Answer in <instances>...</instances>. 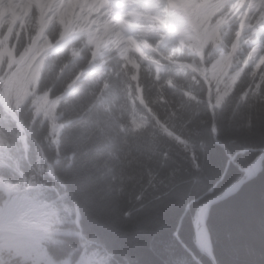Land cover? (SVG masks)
Wrapping results in <instances>:
<instances>
[{"label": "trees", "instance_id": "16d2710c", "mask_svg": "<svg viewBox=\"0 0 264 264\" xmlns=\"http://www.w3.org/2000/svg\"><path fill=\"white\" fill-rule=\"evenodd\" d=\"M257 1L255 35L238 40L236 26H221L226 8L215 9L217 0H186L196 32L185 25L183 44L138 58V83L116 55L88 69L92 50L83 37L45 53L24 92L28 66L13 77L11 103L19 99L33 138L24 147L17 123L0 106L1 150L12 159L11 169L0 165V219L24 217L31 233L1 232L0 264H214L200 250L199 208L243 179L242 169L264 150V82L246 68L239 72L240 59L264 38V0ZM37 17L0 48L1 97ZM5 32L6 26L0 43ZM59 35L54 25L41 48ZM41 150L61 197L47 188L5 186L18 179L15 163L28 178L52 186ZM208 225L219 264H264V168L211 208Z\"/></svg>", "mask_w": 264, "mask_h": 264}, {"label": "rangeland", "instance_id": "374dc122", "mask_svg": "<svg viewBox=\"0 0 264 264\" xmlns=\"http://www.w3.org/2000/svg\"><path fill=\"white\" fill-rule=\"evenodd\" d=\"M2 1V3H1ZM17 2L18 4V10L17 12H15V14L17 16H20V18H23L22 20H19V21H23L24 19H26L27 17V14L30 13L33 9V7L38 4V8H39V11H40V14L42 13V15L46 14L50 8H49V0H0V20L2 23H5V22H9L10 24H13L15 21L13 20L14 19V15L11 14L10 12H8V9L11 7V5L14 3V2ZM80 3L78 4L77 0H54V10L56 11H59L61 12V15L63 16H68L72 19H75L77 20L78 17L80 19V15H82V18L83 17V14L85 15V13H90L92 10V7L95 6V4L93 3V0L92 1V4L90 1L88 0H78ZM84 1H88V3H83ZM109 0H106L107 4L110 3L108 2ZM253 2V0H251ZM42 2H45L44 5H42L41 3ZM223 2V1H222ZM240 1L237 2V4L239 3ZM139 2H137L136 4H138ZM249 3H251L249 1ZM247 4L246 7L242 10V12L240 14H238L237 11H235V5L233 3H231L229 5L230 7V18L233 19L237 24H238V27H239V32L242 33L244 31H246L247 29L250 28V25L249 24H244V20L243 18L245 19L246 22H248L250 20V16L248 14L249 10L251 8H253V4ZM63 4V5H61ZM127 4V2L124 3V5ZM93 5V6H92ZM109 5V4H108ZM129 5V4H128ZM127 7H130V6H127ZM51 8H52V5H51ZM133 8V7H132ZM134 9V8H133ZM4 10V11H3ZM94 10V9H93ZM122 10V9H121ZM106 14L109 16V20L111 19V13L109 14L107 12V10L105 11ZM18 13V14H17ZM86 14V15H87ZM166 14H167V17L169 18V16L171 17L170 20V23L173 25V27H178L179 24L181 22H185L186 21V15L184 14L183 10L179 7H176L175 5H167V10H166ZM103 16H105V14H103ZM18 18V19H20ZM107 19L108 17H106L102 23H106L107 22ZM143 22H146L148 19L144 16H141L140 18ZM50 20V19H48ZM47 20V21H48ZM108 20V21H109ZM101 21H100V25L103 27H100L98 29V33L100 35H107V32L102 30L104 28V25L106 24H102ZM99 24V23H98ZM140 27L142 28V26H139V29ZM168 27V23L166 21H164V23H157L156 25L153 26V28H150V27H146V28H142L140 29L141 32H143V38H141V41L143 43V45L145 46V49L144 50H139L137 49V47L135 46V43L130 41L133 43H130L128 42V50L131 51H134V52H137V53H140V55H143L145 56V54H148L149 50L146 51L147 49H149V45L146 43V41L144 40L145 36L147 37L148 41L150 39H156L157 40V43H158V46L159 47H162L166 44H168L170 42V32L172 31L171 28H166ZM167 29V30H166ZM145 31V32H144ZM103 32V33H102ZM126 35H130V34H126ZM131 36V35H130ZM132 38V36H131ZM125 41H128V39L125 38ZM120 48V52L121 53H124L126 56H127V48H126V43H124L122 46L117 44ZM116 49V47H111V50L114 51ZM123 49L125 50V52H123ZM151 50L155 51L156 52L158 51V49L156 47H153L151 46L150 47ZM138 50V51H137ZM143 51V52H142ZM255 51V50H254ZM254 51L250 54V56L248 57V59L246 60V62L244 63V66H247L249 67L250 71H251V76L252 77H260L261 79L264 80V69H261L260 68V62L257 61L258 58H256V55L253 54ZM255 58V59H254ZM23 137V135H22ZM25 142V140L23 141ZM0 147H1V141H0ZM1 152V151H0ZM5 155H3L1 158H0V165H4L5 164V159H4ZM43 171V168H39L38 169V173H41ZM25 180V179H24ZM5 184L9 187H17V189H24L26 191H29L30 189H37L39 188V186H41L42 184L39 183L37 181V177H33V178H29L26 179L25 181H23V179L20 181V180H17L15 181L14 179L12 180H9L8 182H5ZM16 189V188H15ZM10 225L11 227H14V228H18V229H21L23 227V223L20 222V221H11L10 222ZM202 228V226H199ZM201 239H203V234L200 235Z\"/></svg>", "mask_w": 264, "mask_h": 264}, {"label": "bare ground", "instance_id": "6f19581e", "mask_svg": "<svg viewBox=\"0 0 264 264\" xmlns=\"http://www.w3.org/2000/svg\"><path fill=\"white\" fill-rule=\"evenodd\" d=\"M113 1L114 2L112 3H108L109 4L108 5L106 0H93V3L95 4V6L93 7L94 10L92 9L94 14L90 12L88 13L89 15L87 17H86L87 13H85V15L83 14L84 17L83 19L88 18L90 24L93 26L92 29L89 30V33L92 34V39H94V42L98 44L100 50L103 47H109L112 43H116L122 46L124 43H126L125 41L126 34H130L132 36L131 41L135 43L137 49L144 50L145 46L141 41V38H143L144 36H143V32H141L139 29V23H138L140 19L139 13L135 8L133 9L132 7H127L126 5H124V2L122 0H113ZM227 1L232 2L235 5V10L239 11V13L246 7L249 1L252 2L251 0H227ZM238 1L240 2L237 4ZM77 2L78 4L80 3L78 0ZM83 3H87V2L84 1ZM17 7L18 4L15 1L11 6V11L13 12L14 20L16 19V21L18 20V18H20V16H17L15 14ZM99 8L103 9L104 11L107 10L109 14L111 13V19L108 21L106 25H104V28L102 29L107 32L106 36L100 35L101 34L100 32H99L100 34L98 33V29L101 27L100 21L102 16L97 11H95V9H99ZM56 10L53 11L54 14L56 13ZM91 15L94 16L92 17ZM123 52H125L124 49ZM254 54L256 55V58H258L257 61L260 62L261 67L264 69V53H259L258 51H255ZM122 55L126 57L124 53H122ZM134 65L136 66V68H139V65L137 63H134ZM250 172H251V168L249 169V173ZM204 205H202L199 208V211ZM199 226L201 225L200 223L197 222V228H199Z\"/></svg>", "mask_w": 264, "mask_h": 264}, {"label": "water", "instance_id": "95a60500", "mask_svg": "<svg viewBox=\"0 0 264 264\" xmlns=\"http://www.w3.org/2000/svg\"><path fill=\"white\" fill-rule=\"evenodd\" d=\"M1 103L5 107V109H7L11 113H13L15 119L20 124H22V126H24L23 123L20 121L19 116L16 113H14L13 111H11L10 109H8L2 101H1ZM263 168H264V151L258 156L254 165L251 167V172L249 173V170L246 171L248 173V176L246 178L238 181L233 187L228 189L222 196L218 197L215 200H212V201L206 203L201 208V210L199 211L198 221H199L200 225L202 226V228L205 232V238H206L205 242H200V247H201L202 252H204L214 262V264H219V263H218V260H217L216 254H215V247H214V242H213V238H212V233H211L209 225H208V215H209L211 208L214 207L215 205L219 204V203L226 201L227 199L232 197V195L238 189L242 188L247 183L255 180L262 173ZM54 190L56 191V189H54ZM57 194L59 195L58 192H57ZM76 210L78 213L77 225H78L79 229H82L80 209H79L78 205H76Z\"/></svg>", "mask_w": 264, "mask_h": 264}]
</instances>
